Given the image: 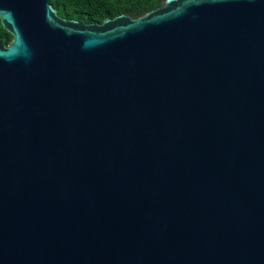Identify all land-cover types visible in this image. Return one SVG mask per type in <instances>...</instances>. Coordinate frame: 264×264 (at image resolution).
Returning <instances> with one entry per match:
<instances>
[{"label": "water", "instance_id": "95a60500", "mask_svg": "<svg viewBox=\"0 0 264 264\" xmlns=\"http://www.w3.org/2000/svg\"><path fill=\"white\" fill-rule=\"evenodd\" d=\"M0 20V264H264V0Z\"/></svg>", "mask_w": 264, "mask_h": 264}, {"label": "trees", "instance_id": "16d2710c", "mask_svg": "<svg viewBox=\"0 0 264 264\" xmlns=\"http://www.w3.org/2000/svg\"><path fill=\"white\" fill-rule=\"evenodd\" d=\"M166 0H51L59 15L66 19L78 20L86 24L103 23L108 18L126 14L139 18L162 7ZM0 39L9 45L13 37L2 26Z\"/></svg>", "mask_w": 264, "mask_h": 264}]
</instances>
